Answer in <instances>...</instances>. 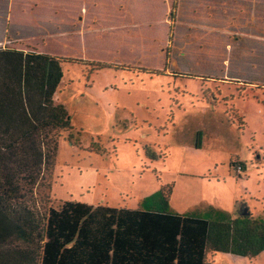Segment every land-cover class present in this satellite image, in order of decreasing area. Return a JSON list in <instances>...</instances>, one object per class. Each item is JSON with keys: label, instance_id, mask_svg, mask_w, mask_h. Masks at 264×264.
<instances>
[{"label": "rangeland", "instance_id": "374dc122", "mask_svg": "<svg viewBox=\"0 0 264 264\" xmlns=\"http://www.w3.org/2000/svg\"><path fill=\"white\" fill-rule=\"evenodd\" d=\"M0 48L65 61L55 98L73 131L56 156L55 206L135 210L173 185L171 213L264 218V0H0ZM94 63L112 69L87 81ZM184 75L233 83L221 87L233 100H196L199 82ZM209 259L264 264V252Z\"/></svg>", "mask_w": 264, "mask_h": 264}, {"label": "trees", "instance_id": "16d2710c", "mask_svg": "<svg viewBox=\"0 0 264 264\" xmlns=\"http://www.w3.org/2000/svg\"><path fill=\"white\" fill-rule=\"evenodd\" d=\"M176 7L174 1L171 22ZM64 62L0 48V264H215L209 258L217 253L253 262L264 252V221L248 208L230 219L214 209L201 217L174 214L173 185L161 186L135 210L72 201L55 206L50 191L56 156L61 139L73 131L55 98ZM110 65L85 64L92 67L87 81ZM178 77L199 82L195 98L208 106L233 100L221 88L231 90L233 83L216 87L197 76ZM243 90L255 91L239 88L240 96ZM200 143L198 132L195 147ZM231 166L242 173L243 165Z\"/></svg>", "mask_w": 264, "mask_h": 264}, {"label": "crops", "instance_id": "0c3cea01", "mask_svg": "<svg viewBox=\"0 0 264 264\" xmlns=\"http://www.w3.org/2000/svg\"><path fill=\"white\" fill-rule=\"evenodd\" d=\"M259 220H263V221H264V218H263V219H260V218H259ZM232 256H233V255H232ZM235 257H236V256H235ZM241 258H242V257H241ZM243 259H245V258H243Z\"/></svg>", "mask_w": 264, "mask_h": 264}, {"label": "built area", "instance_id": "2783aa9c", "mask_svg": "<svg viewBox=\"0 0 264 264\" xmlns=\"http://www.w3.org/2000/svg\"><path fill=\"white\" fill-rule=\"evenodd\" d=\"M240 171V170H239Z\"/></svg>", "mask_w": 264, "mask_h": 264}]
</instances>
